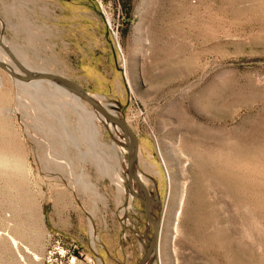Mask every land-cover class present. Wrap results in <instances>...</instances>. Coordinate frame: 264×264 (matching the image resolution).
<instances>
[{
    "label": "rangeland",
    "instance_id": "374dc122",
    "mask_svg": "<svg viewBox=\"0 0 264 264\" xmlns=\"http://www.w3.org/2000/svg\"><path fill=\"white\" fill-rule=\"evenodd\" d=\"M0 40L30 71L103 97L161 171L141 162L162 207L147 264H264V0H0ZM0 78V264H138L155 229L144 194L129 202V142L102 125V177L74 116Z\"/></svg>",
    "mask_w": 264,
    "mask_h": 264
},
{
    "label": "bare ground",
    "instance_id": "6f19581e",
    "mask_svg": "<svg viewBox=\"0 0 264 264\" xmlns=\"http://www.w3.org/2000/svg\"><path fill=\"white\" fill-rule=\"evenodd\" d=\"M0 46H2V45L0 44ZM5 56H6L5 53L0 48V59H2L3 61H5V63H7L8 65L9 64L12 65L11 62ZM12 67H13V65H12ZM58 83L51 82V86L54 87V89H53V91H48V92H45V89L48 90V85L45 84V83L39 84L37 86H29L28 85V87H30V88H36L38 90L40 89L39 90L40 93L41 94H46V96H53L54 99L57 102V108H59L63 112H66L67 114H69L71 116H74L76 118V120L80 124V127H82L83 128V131L85 132V135L83 137L86 136L85 138H87L86 140H87V143H88V147H87L86 150L82 148V142L77 145L78 148H79V152H80L82 158L84 159V161L85 160H88V162L97 171V173L103 175L102 177H104V175L113 174L112 167L107 166L108 164L103 159V156L100 153H98V148H101L102 146H104L106 144L101 139V137L103 136V133H104L102 131V125L107 124V125L111 126L112 131L116 134V136L122 142H125V143L126 142H129L130 141V136L125 135L123 129L120 126H118V125H116V124H114V123H112L110 121L105 120L97 111H95L94 109H91L82 100L81 97L77 96L75 93L72 92L73 90L71 88H69L67 86L65 87V86H63L61 84H58ZM1 85H2V79L0 78V86ZM20 85L23 86V84H20ZM41 90H43V91H41ZM36 94L38 95L39 93L37 92ZM92 97L95 100H97V102H99L101 105H103L105 108H107L110 112H112L113 114L121 117L120 116V113L118 111L113 110V109H111L109 107V106H111V104H106V103H103L102 102V100H104L103 97L95 96V95H92ZM65 116H66V114H65ZM126 122H128V121L126 120ZM129 126H130V124H129ZM80 137H82V136H80ZM83 141L86 143L85 140H83ZM138 149H137V153H138L140 159H139V161L137 163H136V161H137V159H136V161H135L136 164L134 163V170L136 172V175H137L138 179L145 185V187H147L148 190H149V188L151 189V186H152V188L155 191H160V185H159V182L156 179V177H153V179L150 177L152 180H154V182H151L148 178L145 177L144 172H142L141 167H140V165L142 164L141 162L144 163V166H145V168H146L147 171H150V172L154 173V175L155 174H158L160 178H162L161 171L157 170L158 167H156V170L154 171V169H152L150 167V165H149L150 164L149 163V160L144 157L145 154H141V153H144V152H142L143 150H141V153H140V151ZM16 152H18V151H16ZM99 152H101V151H99ZM17 163L18 162H16V164ZM13 166H15V165H13ZM120 171H122V169ZM124 171H127L126 170V167H124ZM113 178H114V182L116 181V184L118 186V189L121 190V191H126L125 188H124V185H123L124 184V181L121 178V173L120 172H117V174L115 173V176H112V178H110V179H113ZM135 183H138V182L136 180H132V185H130L131 188H132L131 189L132 191L129 192V202H130V204L132 203V200L134 198V195L140 197L141 196V193L144 194V192L141 189V187L139 186V188H137ZM83 185H85L84 182H83ZM150 195H151V193H150ZM144 198H145V195H144ZM150 200H151L150 212L151 211L153 212L155 208L156 209H161L162 208L160 201L159 202H156L157 200L156 199L154 200L152 197H151ZM155 202L158 203V206L156 205V207L153 204ZM152 212H151V214H152ZM90 224H91V236L93 238V243H94L93 245L96 247L97 246V242L99 241V237L96 234V228H95V225L92 222V220H91V223ZM17 243L18 242L15 239H13L14 246L17 247L18 246ZM159 251H160V249H157V251H156L157 252V254H156L157 256L160 255ZM37 258L38 257H36V259Z\"/></svg>",
    "mask_w": 264,
    "mask_h": 264
},
{
    "label": "water",
    "instance_id": "95a60500",
    "mask_svg": "<svg viewBox=\"0 0 264 264\" xmlns=\"http://www.w3.org/2000/svg\"><path fill=\"white\" fill-rule=\"evenodd\" d=\"M0 44L2 45L3 49L7 53V55L12 59L13 63L16 65L15 67H12V65H8L0 59V68L10 74L17 83L23 84V85H29V86H37L42 83H49L51 82H59L61 84H64L65 86L71 88L73 92L81 97L83 100H85L89 105H91L95 111H97L105 120L110 121L118 126H120L124 134L127 136H130V141L128 143V155H127V162H128V184L131 185L132 180H136L141 187V189L144 192L145 198L141 199L143 203V208L146 213L147 220L153 225L155 231L153 234V237L150 241V244L147 247V250L144 254V256L141 258L138 264H147L149 259L152 257L153 254H157V249L160 247L161 242V225L155 218L152 216L150 212L151 207V195L149 193V190L145 185L138 179L136 172L134 170V163L137 159L138 153L137 149L139 148V141L137 138V135L132 130V128L129 126V124L121 117L113 114L110 112L107 108H105L103 105H101L97 100L93 99L91 97V94H89L80 84L77 82L62 76L58 75L52 72H46V71H39V72H32L29 69H27L21 62L17 60L14 53L6 47V45L0 41Z\"/></svg>",
    "mask_w": 264,
    "mask_h": 264
},
{
    "label": "crops",
    "instance_id": "0c3cea01",
    "mask_svg": "<svg viewBox=\"0 0 264 264\" xmlns=\"http://www.w3.org/2000/svg\"><path fill=\"white\" fill-rule=\"evenodd\" d=\"M51 5H53V2H50ZM57 4V3H56ZM82 69L84 72H86L90 76H95V73L97 71L96 64L94 62L92 63H83ZM105 80L100 81V83H105ZM103 264H122L121 260L118 258V255L115 253H109L108 254V260L103 261Z\"/></svg>",
    "mask_w": 264,
    "mask_h": 264
}]
</instances>
